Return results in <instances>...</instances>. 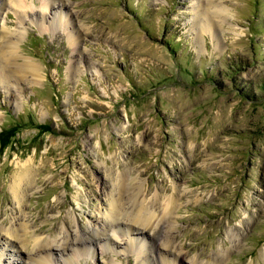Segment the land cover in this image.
Returning <instances> with one entry per match:
<instances>
[{"label":"rangeland","instance_id":"1","mask_svg":"<svg viewBox=\"0 0 264 264\" xmlns=\"http://www.w3.org/2000/svg\"><path fill=\"white\" fill-rule=\"evenodd\" d=\"M23 1L0 0V232L91 233L111 190L130 208L141 186L170 200L143 253L109 230L51 264H264V0ZM25 245L4 258L29 263Z\"/></svg>","mask_w":264,"mask_h":264},{"label":"bare ground","instance_id":"2","mask_svg":"<svg viewBox=\"0 0 264 264\" xmlns=\"http://www.w3.org/2000/svg\"><path fill=\"white\" fill-rule=\"evenodd\" d=\"M9 1L11 3H13L15 6H17L18 8L24 7V1L23 0H9ZM54 2H56V1L50 0L47 2L46 1L43 2L44 8L45 9L54 8V6H53ZM58 2L62 3L63 0L62 1L58 0ZM62 5L64 6V2ZM1 7H2V5L0 4V8ZM57 7H58V9L55 10V15L52 18L53 22H56L55 27L64 26V28L67 29L71 35V32H73V31L68 28V24L65 23L63 20L62 11L59 10V8L61 9V6L58 5ZM17 14H18V12H17ZM6 16H7V14H6ZM18 17L22 18V16L20 14ZM202 25H203L202 30H205L207 22L203 23ZM1 33L3 34L4 44L8 48L14 49L13 45H16V42L11 41L12 39L10 40V37H9L10 33L4 32V29H2L0 31V34ZM73 35H74V33H73ZM13 36H14V34H13ZM17 38L19 39V37H16V40H17ZM23 66L25 68H27L28 70H30L32 73H34L37 70V66L34 63L27 61V60L24 62ZM1 67L2 66H0V78H5L6 80H8L10 78V75L6 74L2 70ZM9 81H10V79H9ZM16 82L17 83L19 82L17 77H16ZM122 177H123V175L120 178H122ZM120 178H118V180H117L118 186L122 187V189H124V186L126 183L123 181V179H120ZM113 191H114V189H113ZM120 192L118 194H114L115 192H112V190H111L110 197L108 200L109 207L107 208L106 212L101 213L103 216L102 217V225L101 226H92L91 233H89L90 231L88 232L86 229H84L80 226H77V228L74 229V231H72L68 227V223H65V226H63V229H64L63 230V236H62L61 240L56 241L55 240L56 238L40 237V235H38L35 232V230L30 229V227L28 226V224L24 220L25 218L20 219L21 220L20 222H18V219H16L18 222L17 225H15V226L12 225L11 227L4 229L3 232H5V234L0 232V242L6 243L3 245L4 248L3 247L1 248L0 264H12L9 261V259L4 258V256L8 255V253L10 255L14 254V256L15 255L18 256L20 251H19V248L17 247V245L19 243L25 245L27 242L31 245V253L28 256L29 263H26V264H51V262H52L51 256H52L53 249H57L59 252L68 251V249H73V251H84L86 249V247L88 248L89 245H95V244L101 245L100 244L101 240H103L104 243L109 242L110 239L107 236V231H109V230H111V232H112L111 234L114 237H115V235L117 236V232H122L123 235L126 236L125 240L128 242L127 245L130 248H135L136 250H138L139 253H143L144 252L143 249L145 248V244H146V242H145L146 238H144V236H146V234L148 232H149V234L156 236V235L160 234L164 229L167 230L166 227H168V226L165 225V221L167 220V217L169 216L168 202H170V200L169 201L167 200L165 202V204L162 205L161 209L156 211L154 209V203H153V201L156 198L155 197L156 195L153 196L151 200H146V198L143 196L144 190L142 189L141 186H139L138 191L136 193L132 192L133 198H132V203L130 205V208L129 207L126 208L122 202V197L120 196V194H121ZM15 195H16V198L18 199V201H20L21 198L24 196L23 195L20 197L17 190H16ZM121 217H123V218H121ZM119 219L127 220V221L131 222L133 225L130 228L127 227V228H121L120 229V226L118 224V221H120ZM115 226H117V227H115ZM170 228L171 227L169 224V229ZM117 229H118V231H116ZM158 231H160V233ZM134 232H137L139 237L137 236L136 239L128 237L130 234H132ZM8 236H10V238H12V239L17 240L18 244H16L12 240H9ZM102 237H104V239ZM167 238H168V236H167ZM138 240H142V241L138 243L137 242ZM149 244L151 246L150 242H149ZM53 246H55L57 248H54ZM150 246L147 249L148 251H151ZM164 247H166L167 249H170L169 247H171V248L173 247V246H169V239H167L166 242L164 243ZM6 251H7V254H6ZM154 251H156L155 247H154ZM71 258H72L71 255H69V256L64 258V261H66V263H69ZM25 262H26L25 260L22 261L23 264H25ZM156 262H158V261H156ZM141 263L147 264L146 258H143ZM178 263H179V261H177L176 264H178Z\"/></svg>","mask_w":264,"mask_h":264}]
</instances>
